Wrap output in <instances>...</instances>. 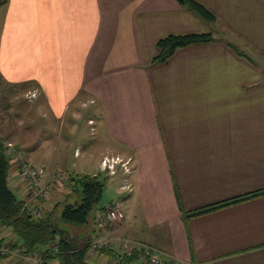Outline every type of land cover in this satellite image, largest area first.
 Returning a JSON list of instances; mask_svg holds the SVG:
<instances>
[{
	"label": "crops",
	"instance_id": "crops-1",
	"mask_svg": "<svg viewBox=\"0 0 264 264\" xmlns=\"http://www.w3.org/2000/svg\"><path fill=\"white\" fill-rule=\"evenodd\" d=\"M195 1L214 20L178 0H0V106L36 92L25 107L43 120L34 131L0 107L3 142L32 161L35 136L31 163L55 175L44 157L51 136L78 129L89 110L96 116L86 124L94 132L99 118L105 145L100 169L106 155L132 160L125 219L94 215L78 235L111 239L114 256L90 250L101 264H118L123 246L182 264H264V0ZM190 33L214 40L153 62L160 39ZM12 165L10 179L28 201ZM252 192L259 195L187 216ZM0 233L12 235L1 224Z\"/></svg>",
	"mask_w": 264,
	"mask_h": 264
},
{
	"label": "trees",
	"instance_id": "trees-1",
	"mask_svg": "<svg viewBox=\"0 0 264 264\" xmlns=\"http://www.w3.org/2000/svg\"><path fill=\"white\" fill-rule=\"evenodd\" d=\"M178 1L205 20H214L215 18L210 11L195 0ZM213 40L214 37L211 33L168 35L158 41L160 53L153 62H166L181 47L209 43ZM12 164L13 161L11 155L8 154L6 143L0 138V224L10 229L13 237L17 238L16 242L13 241V245L23 249L25 254H31L38 248H44L46 250L44 264L51 261H56L57 264H94L88 260L90 242L77 235L73 236L70 230L61 228V225L55 220V213L60 202L51 210H46L43 216H38L33 211L35 203L28 205L26 200L18 196L11 186ZM69 183L71 190L67 193L65 205L60 209V219L63 223L82 227L89 222L94 208L101 201L104 182L98 178V175L84 174L70 177ZM257 195L259 192H252L218 205L192 211L187 216L203 214ZM72 198L73 201L69 202L68 200ZM4 239L6 240L5 236ZM54 243L58 248L57 251L52 252L50 249ZM102 252L114 256L109 249ZM136 258L138 259L136 254L132 256V260ZM118 264H125V262H118Z\"/></svg>",
	"mask_w": 264,
	"mask_h": 264
},
{
	"label": "rangeland",
	"instance_id": "rangeland-1",
	"mask_svg": "<svg viewBox=\"0 0 264 264\" xmlns=\"http://www.w3.org/2000/svg\"><path fill=\"white\" fill-rule=\"evenodd\" d=\"M1 88V87H0ZM34 93V92H33ZM36 93V92H35ZM37 96V94H36ZM36 96H33L32 93L28 95V98H35ZM14 96L12 94L9 95V99H12ZM29 99L25 100L26 102H23L21 100H18L16 102H5L4 104H1L2 106H9V113L11 117V121H13L16 125H23V121L26 123V127L32 128V130L35 131L39 129L38 123L42 125V119H39L36 115L31 114L30 111L32 110L29 107H25V105L29 104ZM21 101V102H20ZM24 106V108H22ZM85 117L78 121V129H74L72 125H66L62 127V130H58L57 136L56 134L51 136V140L53 141V148L52 145L49 146L48 151V158L47 156H44L47 159V163L52 164L54 162L55 164V170H58L63 176L65 177L64 181L62 180L61 183H57L56 187L52 190V192L49 195V198L45 200L43 206L46 210H51L57 203H61L59 205V208L57 209L55 213V220L58 221V223L61 225V228L70 230V232L74 235L82 236L84 235V227H77L68 223L61 222L60 219V209L65 205V200L67 193L71 190L69 178L70 177H77L78 175H84V174H90V175H98V178L104 182V191L101 198V201L98 203V205L94 208L91 219H94V215H97L98 219H101L104 215L106 218V212L107 210L111 208L119 207L123 210V203L124 201H127L130 198L131 195V189L129 187L122 188L121 185H126L129 180H131V173L125 171V166H123V163L127 162L128 160H125L123 158H120L121 160L116 164V173H111L108 170H103L102 161L107 156L110 159H116L117 157H113L111 155H106L101 160V169L99 167L98 163V156L101 151L105 147L103 136L101 135L100 129H99V118H97L98 123L97 127L94 132H92L91 127L86 124V118L89 115H95V113L91 114V111L89 110H83ZM93 112V111H92ZM96 116V115H95ZM21 129V128H20ZM39 131V130H38ZM23 135V134H22ZM28 144L31 145L30 150L34 153V158L32 159L33 162L36 160V155L38 152H40V143L37 141L35 136L33 137L32 141H28ZM15 145V144H14ZM17 148V145H15ZM79 148L77 155L76 150ZM18 149V148H17ZM19 150V149H18ZM23 151V150H22ZM25 151V150H24ZM111 154V153H110ZM41 160H44L41 157ZM30 161V162H32ZM132 162V160H131ZM131 162L127 165L129 169L132 171L133 163ZM34 164V163H33ZM13 167V165H12ZM51 167V166H50ZM11 174V172H10ZM11 185L15 188V192L18 194L19 197L22 196L20 192H18V189L16 188L18 179L15 181H11ZM69 202L73 201V198L68 200ZM133 201V200H132ZM131 201V202H132ZM125 211V210H124ZM136 211V208H134L133 212ZM82 233V234H81ZM93 233V232H91ZM3 234V233H2ZM71 234V236H72ZM70 236V237H71ZM95 236V232H94ZM99 237H103V235H99ZM7 240H10L9 242L13 244L11 241L13 236H7L5 237ZM92 240V239H91ZM90 240V241H91ZM103 253V252H100ZM33 254H28L26 257H20V256H6L0 259V264H22L25 260L24 264H34L32 260ZM23 258V259H22ZM88 260L92 263L101 264L96 260H93L92 257L89 255ZM98 262V263H97Z\"/></svg>",
	"mask_w": 264,
	"mask_h": 264
},
{
	"label": "built area",
	"instance_id": "built-area-1",
	"mask_svg": "<svg viewBox=\"0 0 264 264\" xmlns=\"http://www.w3.org/2000/svg\"><path fill=\"white\" fill-rule=\"evenodd\" d=\"M37 93H32L33 96H36ZM94 102V101H92ZM93 120H90V123H93ZM1 137V133H0ZM8 154L11 155L13 163L17 164L18 174L21 181L27 185L28 189L31 191V199L27 201L26 204L30 205L31 203H35L34 213L38 216H43L45 212V208L43 206L42 200L48 199L52 190L56 187L59 180L63 179V175L60 173H56L52 175L47 168L38 167L32 164L30 161L26 159L25 152L22 150H18L14 143L9 142L6 143ZM121 159L117 157L116 159H110L109 157H105L102 161L103 170H108L111 173H116V164ZM131 162L129 159L127 162L123 163L125 166V171L131 172V169L127 166ZM129 187L131 189V184L127 183L123 186V188ZM107 219L112 222H122L126 213L119 207L111 208L106 212ZM57 244H52L51 249L52 252L57 251ZM112 248V241L108 237H95L90 241V250L93 252H102L106 249ZM123 253H115L116 259L118 262H124V257H132L133 255H137L140 262L147 261L150 264H182L179 261H165L158 258L154 255L149 247H142L137 249H132L127 246H123ZM44 248H38L34 251L32 260L34 264H44ZM25 253L23 249L20 247L14 246L12 243L4 239V235L0 233V257L6 256H24ZM27 255V254H26Z\"/></svg>",
	"mask_w": 264,
	"mask_h": 264
}]
</instances>
